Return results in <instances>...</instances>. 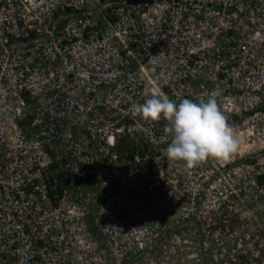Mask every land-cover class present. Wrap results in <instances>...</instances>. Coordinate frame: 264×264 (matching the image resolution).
Instances as JSON below:
<instances>
[{
    "label": "built area",
    "instance_id": "1",
    "mask_svg": "<svg viewBox=\"0 0 264 264\" xmlns=\"http://www.w3.org/2000/svg\"><path fill=\"white\" fill-rule=\"evenodd\" d=\"M161 94L239 150L170 159ZM259 220L264 0H0V264L264 263Z\"/></svg>",
    "mask_w": 264,
    "mask_h": 264
},
{
    "label": "clouds",
    "instance_id": "2",
    "mask_svg": "<svg viewBox=\"0 0 264 264\" xmlns=\"http://www.w3.org/2000/svg\"><path fill=\"white\" fill-rule=\"evenodd\" d=\"M134 111L146 120L167 121L163 130L166 153L170 159L183 161L189 167L208 158L230 159L243 142L220 110L215 95L179 102L167 95H154L136 104Z\"/></svg>",
    "mask_w": 264,
    "mask_h": 264
},
{
    "label": "rangeland",
    "instance_id": "3",
    "mask_svg": "<svg viewBox=\"0 0 264 264\" xmlns=\"http://www.w3.org/2000/svg\"><path fill=\"white\" fill-rule=\"evenodd\" d=\"M258 223H261L262 224L264 222L261 221V220H259ZM250 224L251 225H255L256 223H255V221L251 220L250 221ZM262 225H263V227L260 230V234H259L260 236L261 235L262 236L264 235V224H262ZM261 257H262V255H261ZM262 259H263V257H262ZM262 259L258 260V264H264V263H262V261H263ZM198 262H200V261L199 260L196 261V259L193 256H190L187 252L184 253V255H183V264H198ZM241 262H242V260L237 261L234 264H241ZM169 264H173V263H169ZM174 264H177V263H174ZM178 264H180V261L178 262Z\"/></svg>",
    "mask_w": 264,
    "mask_h": 264
}]
</instances>
